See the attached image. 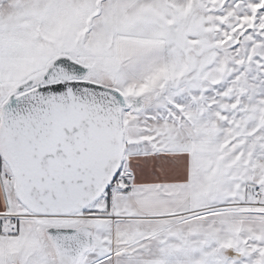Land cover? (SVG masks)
I'll list each match as a JSON object with an SVG mask.
<instances>
[{"label":"snow or ice","instance_id":"obj_1","mask_svg":"<svg viewBox=\"0 0 264 264\" xmlns=\"http://www.w3.org/2000/svg\"><path fill=\"white\" fill-rule=\"evenodd\" d=\"M0 264H264V0H0Z\"/></svg>","mask_w":264,"mask_h":264}]
</instances>
